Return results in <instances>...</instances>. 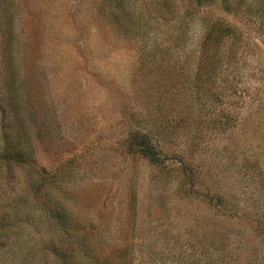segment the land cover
<instances>
[{
  "label": "rangeland",
  "instance_id": "rangeland-1",
  "mask_svg": "<svg viewBox=\"0 0 264 264\" xmlns=\"http://www.w3.org/2000/svg\"><path fill=\"white\" fill-rule=\"evenodd\" d=\"M5 36L0 264H264V0H0Z\"/></svg>",
  "mask_w": 264,
  "mask_h": 264
},
{
  "label": "trees",
  "instance_id": "trees-1",
  "mask_svg": "<svg viewBox=\"0 0 264 264\" xmlns=\"http://www.w3.org/2000/svg\"><path fill=\"white\" fill-rule=\"evenodd\" d=\"M195 5L198 6V7H203L205 6V2L206 0H193ZM219 30V33H218V37L221 38L222 36L226 35L227 34V27L226 26H220L218 28ZM211 35V34H210ZM209 36V34H208ZM6 38V36H5ZM9 40H7V38L5 39V42H3L1 44V47L0 49H2V56H3V61L4 63L6 64L7 66V59L5 57V54L8 52V50L10 49L11 47V43L8 42ZM1 58V57H0ZM3 79L4 80H7V82H11V84H9V86H12L13 87V82L12 80L9 79V77L7 76H3ZM2 110H5L4 108L1 109ZM4 147L2 148V151H1V155H0V158H3V160L5 161L4 163V167L7 171L10 170V167L14 166V165H22V163H25V160H24V157L26 156V154L19 149V143L15 144V143H8L7 140H5V143H4ZM142 154L145 155L148 159L150 158L151 160H154V156L153 154L151 153L149 147H147V145H142ZM15 168V167H14ZM70 254L75 257L77 254L79 255V257L82 259L84 258L85 260H83L85 263L89 262L90 260V263L92 264H99L98 263V260H100V257L99 256H96L93 258L90 256V254L88 253L87 250H90V248L88 247H75V250L73 248H70ZM86 250V251H85ZM68 251V249H67ZM66 251V252H67ZM59 256V260H63L64 259V256L63 254L61 253H58L57 254ZM101 260H103L101 258ZM93 261H95V263H93Z\"/></svg>",
  "mask_w": 264,
  "mask_h": 264
}]
</instances>
